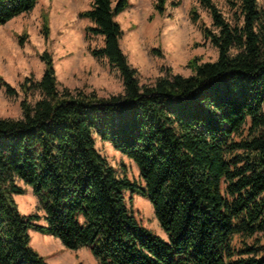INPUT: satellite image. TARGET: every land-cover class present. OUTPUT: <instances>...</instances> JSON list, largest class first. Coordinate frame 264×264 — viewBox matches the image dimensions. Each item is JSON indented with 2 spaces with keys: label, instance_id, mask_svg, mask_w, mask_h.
<instances>
[{
  "label": "trees",
  "instance_id": "16d2710c",
  "mask_svg": "<svg viewBox=\"0 0 264 264\" xmlns=\"http://www.w3.org/2000/svg\"><path fill=\"white\" fill-rule=\"evenodd\" d=\"M195 1L212 19L202 31L218 59H192L188 77L140 83L116 20L129 0H92L80 13L91 22L87 36L104 38L92 56L120 73L123 92L60 90L52 55H40L42 78L22 84V117L0 118V264H51L32 246L31 231L69 250L88 248L98 264H264V245L233 246L237 235L264 232V7L224 0L227 18L215 0ZM39 2L0 0V27ZM165 4L158 0L155 10L163 14ZM191 19L200 20L197 8ZM49 31L45 14V38ZM0 86L18 94L2 76ZM33 91L40 93L34 104ZM97 137L133 161L138 181L117 172ZM19 181L39 198L43 216L21 213ZM134 196L152 204L168 240L141 223Z\"/></svg>",
  "mask_w": 264,
  "mask_h": 264
},
{
  "label": "rangeland",
  "instance_id": "374dc122",
  "mask_svg": "<svg viewBox=\"0 0 264 264\" xmlns=\"http://www.w3.org/2000/svg\"><path fill=\"white\" fill-rule=\"evenodd\" d=\"M131 7L119 15L116 20L124 32L120 41L121 48L130 64L138 70L141 84H153L157 78L171 74L188 77L192 74L188 63L194 58L201 62L216 61L218 50L206 40L202 26L212 28L209 13L195 0H180L177 7L166 0L165 12L158 13L155 5L158 0H129ZM227 18L232 17L229 6L224 0H215ZM264 7V0H258ZM92 0H41L29 14L22 15L0 29V76L18 92L15 96L6 93L0 86V118L19 119L22 117L21 103L25 99L22 84L26 78L39 81L45 65L40 55L49 52L54 60L59 89L95 92L99 97H108L123 92L124 86L120 73L105 58H95L91 50L104 45L102 36L88 37L86 28L90 21L80 17V13L91 7ZM197 8L200 20L194 23L191 11ZM48 15L50 33L43 34V16ZM25 36L23 45L19 37ZM40 98L38 91L28 94L27 99L34 104ZM244 130L243 136H246ZM236 140L241 137L237 136ZM97 149L108 159L119 174L126 170L131 180L138 181L137 166L117 152L110 143L96 138ZM18 184L26 189L27 197L32 202L28 215H44L38 197H29L33 190L24 182ZM32 196V195H31ZM128 201L131 194L127 193ZM24 200L17 198L22 212ZM133 208L141 223L158 236L168 240L162 230L152 204L141 196H134ZM44 224V221L40 222ZM32 237L35 243V238ZM58 240V239H57ZM245 245H264V232L253 237L237 235L233 246L242 249ZM34 247V246H33ZM43 256V255H42ZM50 257V256H49ZM69 257L75 264H98L90 249L82 248ZM45 259L50 263L51 259ZM72 263V264H73ZM70 264V263H69Z\"/></svg>",
  "mask_w": 264,
  "mask_h": 264
},
{
  "label": "crops",
  "instance_id": "0c3cea01",
  "mask_svg": "<svg viewBox=\"0 0 264 264\" xmlns=\"http://www.w3.org/2000/svg\"><path fill=\"white\" fill-rule=\"evenodd\" d=\"M24 15H26V14H24ZM15 19H17V18H15ZM14 20H12V21H14ZM86 20H88V19H86ZM8 24H6L5 26H7ZM5 26L0 27V29L4 28ZM28 196L34 198L35 195L32 192V194H29ZM26 197H27V195L26 196H24V195L19 196V200H22V199L24 200ZM17 198L18 197H16V200H17ZM24 202H25V205H23L22 212H23V215H28L29 211H31L32 202L29 201L28 199L24 200ZM31 234H33V239L35 238V243L33 242L34 248L41 255H43V257L50 258L51 264H69V263L72 264L73 263V262H71L70 258L66 257V256H72L73 254L76 253V251L69 250V249L65 248V246L62 244V242L60 240H57L53 236L43 235L41 233L34 232V231H31ZM77 251H79V250H77ZM75 262L76 261H74L73 264H75Z\"/></svg>",
  "mask_w": 264,
  "mask_h": 264
}]
</instances>
